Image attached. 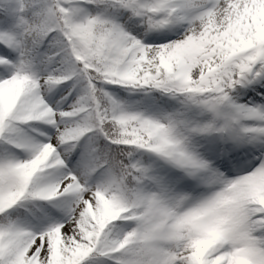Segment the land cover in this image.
Segmentation results:
<instances>
[{
  "label": "snow or ice",
  "instance_id": "1",
  "mask_svg": "<svg viewBox=\"0 0 264 264\" xmlns=\"http://www.w3.org/2000/svg\"><path fill=\"white\" fill-rule=\"evenodd\" d=\"M0 264H264V0H0Z\"/></svg>",
  "mask_w": 264,
  "mask_h": 264
}]
</instances>
